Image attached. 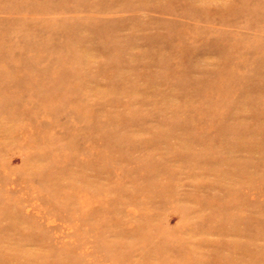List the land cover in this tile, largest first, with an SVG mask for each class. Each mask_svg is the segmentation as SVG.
Returning <instances> with one entry per match:
<instances>
[{
	"label": "rangeland",
	"instance_id": "obj_1",
	"mask_svg": "<svg viewBox=\"0 0 264 264\" xmlns=\"http://www.w3.org/2000/svg\"><path fill=\"white\" fill-rule=\"evenodd\" d=\"M0 264H264V0H0Z\"/></svg>",
	"mask_w": 264,
	"mask_h": 264
}]
</instances>
